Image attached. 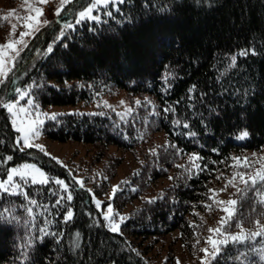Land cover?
Instances as JSON below:
<instances>
[{"label":"trees","instance_id":"1","mask_svg":"<svg viewBox=\"0 0 264 264\" xmlns=\"http://www.w3.org/2000/svg\"><path fill=\"white\" fill-rule=\"evenodd\" d=\"M92 1H69L0 85V176L35 161L49 178L17 179L15 194L0 190V264H154L152 245L164 235L206 239L205 215L214 203L217 210L212 190L220 184L237 204L227 206L234 214L218 237L228 242L210 264H264V236L250 235L264 225V182L246 185L237 175L255 174L247 152L264 147V0H121L100 6L99 19L78 18ZM17 88H31L25 101L40 107L86 104L113 90L140 98L127 120L110 110L64 111L42 127L50 140L83 142L97 153L110 145L133 152L138 167L114 196L107 197L111 164L79 180L47 153L20 148L3 107ZM155 133L163 135L159 144ZM234 157H248L250 167ZM160 179L169 184L156 189ZM68 192L73 198L62 199ZM109 204L119 232L104 219ZM238 232L249 238L233 242Z\"/></svg>","mask_w":264,"mask_h":264},{"label":"rangeland","instance_id":"2","mask_svg":"<svg viewBox=\"0 0 264 264\" xmlns=\"http://www.w3.org/2000/svg\"><path fill=\"white\" fill-rule=\"evenodd\" d=\"M69 1L71 0H67L66 3L62 4V0H48V3L40 4L37 3V0H0V16H3V18L7 17V20L1 18L0 45H4L8 41H12L13 43H15V41L21 39V33L29 32V35L23 36V44H15V50L18 51V55H16L15 52L11 49L4 50V52L6 53L4 57L6 62V75L0 77V85L5 81L6 76L10 73V70L13 68L14 63L16 62V59L26 48L31 38L40 28H42V26L45 25L43 21L47 20L49 22L50 20L55 18L58 15L57 9H60L61 11V9ZM117 1L121 0H111V2ZM90 4L80 10L79 13L89 7ZM103 5L106 4H100L98 7L93 9L91 15L98 17V14L95 11ZM36 7L42 9V15H40L39 17H36L34 11ZM79 13L78 18H80ZM28 16H32L34 17V19H24ZM13 24L16 25L14 34L12 33L11 29V26ZM26 24H32V27L28 28L25 26ZM25 98L26 97L21 99V96L19 94L15 100H10L16 103L18 107L22 106L27 109V114L23 112L18 113L16 119L18 121H22L23 123L18 124L14 127L16 128V130L19 126L27 127L28 122L30 120L37 119L36 114L39 113L40 115L38 118L43 121V123L39 125L40 135L38 138L32 140L31 142L44 145L46 147L45 153L55 158L59 163L66 165L75 174L77 179L81 180L83 177H85V174H93L97 170L100 171L101 169H107L109 167L108 165L111 164L113 166V169H109L111 188L107 197H112L113 186L120 184V182H122L134 169L138 167V162L133 152L125 151L124 149H120L114 145L106 146L101 149L99 153H97L95 147L90 144L76 141L60 142L56 140H50L46 138L42 132V127L49 117H52L53 114L64 111L91 112L103 109L115 112L117 116L122 120L130 119L134 112V109L136 108V105L138 104L136 103V101H140V98L138 96L135 97L134 95L128 94L124 91L113 90L98 95L93 101L86 104L80 103L74 106L51 107L35 106L34 103L29 105L27 104V101L31 98H28L27 101H25ZM105 102H107V105L109 106H106ZM9 115L12 122L13 116L11 113H9ZM153 135L157 144L163 141L162 134L155 133ZM22 136L23 133L18 132L17 140H20ZM18 145L22 149L27 148L22 143ZM247 155H249L250 161H252V159L255 160L252 162L256 169L264 167V164H262V158H264V147L257 151L247 152ZM26 164L35 165L37 169L44 172L48 177L47 172L35 161H24L20 164L11 166L8 170V173L12 168H19L20 166ZM85 171L87 172L85 173ZM7 175L5 177L0 176V181H7ZM36 178L37 180H39V175H37ZM14 179L17 182V179H20V177L17 176L14 177ZM25 179L31 180L32 177L28 176L25 177ZM167 184H169L168 181L160 179L154 184V187L156 189L163 188V186ZM222 189L226 188L222 187L221 184L217 185V188H215V202L220 200L227 201L230 199V194L233 190L226 189V191H222ZM94 199L95 201H101V203L103 201V199L99 197H94ZM216 205L217 210L214 203V210L208 212L206 215L204 213L205 218L207 219V231L209 228L218 227L221 219H225L226 217H228V214L222 210L228 205L218 203H216ZM229 208H231L232 210L234 209L232 208V206ZM106 212L107 208L105 209L104 213ZM218 235V233L208 231L206 239L202 238L199 241L193 239L191 244H189L181 238L179 231H173L167 235H164L152 245V250L149 254V258L154 264H204V260L202 258L206 257L207 254L202 252L201 249L207 248L209 253H211L213 251V248L212 245L207 242L208 238L212 237V239L219 241L220 237H218ZM211 260L212 257L208 256L207 264H210Z\"/></svg>","mask_w":264,"mask_h":264},{"label":"snow or ice","instance_id":"3","mask_svg":"<svg viewBox=\"0 0 264 264\" xmlns=\"http://www.w3.org/2000/svg\"><path fill=\"white\" fill-rule=\"evenodd\" d=\"M66 2H67V0H62V4L66 3ZM110 2H111V0H93V2L90 4L89 7H87L84 11H81L79 13V16H80L81 19H84V18L99 19L98 17L91 15L93 9L98 7L100 4H109ZM37 3L46 4V3H48V0H37ZM34 11H35L36 17H39L40 15H42V9H40L39 7H36L34 9ZM59 11H60V9H57V14H59ZM110 14L111 13H109V15ZM10 15H11V13H10ZM4 19L7 20V17H4ZM24 19L33 20L34 17L28 16V17H25ZM43 23L46 24V23H48V21L44 20ZM25 26L28 27V28H31L32 24H26ZM68 27H72V25H68ZM11 29H12V33L14 34L15 30H16V25L13 24L11 26ZM26 35H29V32L21 33V39L15 41V43H13L12 41H8L6 44L0 45V77H3V76L6 75V62H5V59H4L6 53L4 52V50L5 49H11V50H13L15 52L16 55H18L19 54L18 51L15 50V44H23L24 43L23 36H26ZM61 35H63V33H61ZM52 50H53L52 47L49 46L47 51L48 52H52ZM241 54L242 55H246L247 51L242 52ZM235 59H236V57L233 56L232 57L233 62H235ZM15 91L18 92L20 94V96H21V99H23L24 97L29 96L31 88H29L28 90H22V89L17 88ZM136 103H139V101H136ZM27 104L31 105V104H33V101L31 99H29L27 101ZM105 104H106V106H109V105H107V102H105ZM3 107L9 113L12 114V116H13V120H12L13 126H17L18 124H22L23 123L22 121H18L16 119V117H17L18 113H21V112L27 114V109L25 107H22V106L18 107L17 104L12 102V101L4 103ZM39 115L40 114L37 113L36 114L37 119L30 120L28 122V124H27V127H23V126L17 127V132L23 133V136L21 137L20 140H17L16 142L18 144L22 143L27 148H36V149H39L42 152H46V147L44 145L39 144V143H32L31 142L32 140L38 138L39 135H40L39 125L42 124L43 121L38 118ZM51 118L55 119L56 118V114H53ZM176 123H179V121H177ZM192 135H195V133H192ZM248 135H249V133L245 131V132H243L241 134V138H245ZM7 159L9 161L12 160V156H8ZM198 159H200V157L197 156L196 154H193V156L190 157V160L193 161V164H194L195 167H199V165L195 164V161L198 160ZM234 159L238 163L241 161V159H243V166L250 167V164L248 162V160H249L248 157H243V158L234 157ZM262 164H264V158H262ZM37 175H39V177H40L39 180H37V178H36ZM237 175L240 177L241 182H243L244 184L247 185V184H249V182H251L252 185H256L258 182H264V167L258 168L256 170L255 174L254 175H249L247 179H244V174L243 173H237ZM17 176L20 177L21 180H24L25 177L31 176L32 177V179H31L32 183L46 184V183L49 182V178L47 177V175L44 172H42L41 170L37 169L35 165L26 164V165L20 166L19 168H12L10 170V172L8 173V175H7V181H0V190H3L4 192H12L14 194L18 193L19 189L21 187V184H19V183H17L15 181L14 177H17ZM235 179H236V177L234 176L231 180H229L228 181L229 185L235 186L233 184ZM55 183L58 184V185H61L65 190H67L68 187H69L68 184L65 183V181L60 180V179H56ZM80 186L83 187V181H80ZM118 189H119V185L113 186V192H112L113 196L115 195V193H116V191ZM212 191L215 192V190H212ZM222 191H226V189H222ZM261 195H264V193H261ZM72 198L73 197H72L71 192H68L67 196L62 198V199L71 200ZM262 202H264V201H262ZM31 203L35 204L36 201L33 200V201H31ZM216 203L225 204V205H236L237 201L236 200H227V201L220 200V201H216ZM96 206L100 207L101 206V201L97 200L96 201ZM205 207H207V208H209V210H211L209 205H205ZM222 210L225 213H227L229 217H231L234 214L233 210L231 208H229V207H225ZM114 215L115 214L113 212V208L109 204L107 206V212L104 214V219L109 221V225L108 226L110 227L111 231L119 232L120 231V224L115 222V220L113 218ZM72 217H73V212L72 211H68L65 219L71 220ZM123 219H124V217H120L121 221H123ZM227 223H228V221L226 219L222 218L221 221L219 222V226L218 227L209 228L208 231L223 235L224 233L222 232V229L225 227V225ZM256 223L258 225L260 224L259 221H256ZM241 228H242V225H241ZM46 234H48V233H46ZM52 235H56V234H52ZM250 235L252 237L264 236V225H260V230L256 231V232H253ZM77 236H79L78 233H77ZM248 238H249V236L245 235L243 232H238L235 235H230V239L233 242L244 241V240H247ZM207 242L212 245L213 251L211 253H209L207 248L201 249L202 252L207 254L206 257L202 258L204 260V264H207V257L208 256H211V257L214 258L219 253L220 245L226 244L228 242V239L226 238V239H222V240L217 241L215 239H212V237H209ZM76 246L79 247L78 244Z\"/></svg>","mask_w":264,"mask_h":264}]
</instances>
